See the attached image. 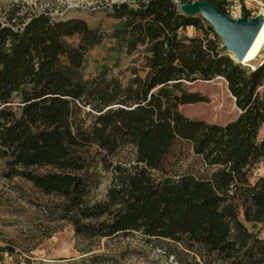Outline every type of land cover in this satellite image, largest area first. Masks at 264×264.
I'll use <instances>...</instances> for the list:
<instances>
[{
    "label": "trees",
    "instance_id": "obj_1",
    "mask_svg": "<svg viewBox=\"0 0 264 264\" xmlns=\"http://www.w3.org/2000/svg\"><path fill=\"white\" fill-rule=\"evenodd\" d=\"M178 1L114 3L121 24L110 37L132 65L88 78L87 53L106 32L19 6L0 18L2 176L53 197L50 212L85 240L136 233L178 264H264V175L255 177L264 161V62L238 64L210 23ZM216 78L227 82L238 118L186 116L181 106L206 100L187 84ZM184 144L199 169L185 167ZM126 147L132 159L115 161Z\"/></svg>",
    "mask_w": 264,
    "mask_h": 264
},
{
    "label": "rangeland",
    "instance_id": "obj_2",
    "mask_svg": "<svg viewBox=\"0 0 264 264\" xmlns=\"http://www.w3.org/2000/svg\"><path fill=\"white\" fill-rule=\"evenodd\" d=\"M123 1L126 0H0V18L5 19L14 7L19 6L20 14L47 11L54 18H81L91 27L106 32L108 38L87 53L84 74L88 78L104 68L117 73L132 65L133 57L120 52L117 40L110 37L121 24L120 20L111 16L113 4ZM221 1L227 13L234 17L243 16L245 10L252 16L264 10V0ZM186 33L195 35L201 34V31L189 27ZM218 37L223 42L222 37ZM70 40L78 43L79 38ZM228 53L234 57L233 53ZM263 54L264 50L254 62L241 65L253 69L264 61ZM187 87L206 100L181 106L186 116L218 124L238 118L240 109L223 78L198 80L187 84ZM260 136H264V126ZM183 148L182 162L185 167L199 169V158L186 144ZM132 157L133 148L126 147L114 160L127 161ZM2 166L0 162V264H178L174 256L167 257L162 249L147 243L136 233L111 240H85L77 236L70 221L58 219L50 212L53 197L43 195L23 178L3 177ZM260 175H264V161L259 164L255 177ZM106 184L107 181L102 189ZM95 253L106 257L84 260L85 256ZM187 258L191 261L190 257Z\"/></svg>",
    "mask_w": 264,
    "mask_h": 264
},
{
    "label": "water",
    "instance_id": "obj_3",
    "mask_svg": "<svg viewBox=\"0 0 264 264\" xmlns=\"http://www.w3.org/2000/svg\"><path fill=\"white\" fill-rule=\"evenodd\" d=\"M181 11L187 16L202 15L222 37V48L234 54L233 59L243 64L254 41L264 26V14L255 16L245 12L234 17L210 0H180Z\"/></svg>",
    "mask_w": 264,
    "mask_h": 264
},
{
    "label": "bare ground",
    "instance_id": "obj_4",
    "mask_svg": "<svg viewBox=\"0 0 264 264\" xmlns=\"http://www.w3.org/2000/svg\"><path fill=\"white\" fill-rule=\"evenodd\" d=\"M261 13L264 14V10ZM263 50H264V26L260 31L256 40L254 41L252 47L250 48L247 56L245 57L243 64H249L254 62L258 57L262 56L261 54Z\"/></svg>",
    "mask_w": 264,
    "mask_h": 264
},
{
    "label": "built area",
    "instance_id": "obj_5",
    "mask_svg": "<svg viewBox=\"0 0 264 264\" xmlns=\"http://www.w3.org/2000/svg\"><path fill=\"white\" fill-rule=\"evenodd\" d=\"M264 61H262L261 63H263ZM253 68H255V67H253Z\"/></svg>",
    "mask_w": 264,
    "mask_h": 264
}]
</instances>
